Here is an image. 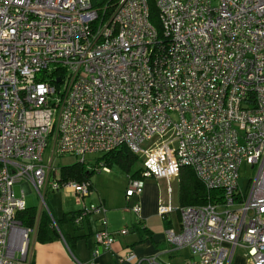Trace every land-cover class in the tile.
I'll return each instance as SVG.
<instances>
[{
	"label": "built area",
	"instance_id": "1",
	"mask_svg": "<svg viewBox=\"0 0 264 264\" xmlns=\"http://www.w3.org/2000/svg\"><path fill=\"white\" fill-rule=\"evenodd\" d=\"M122 147L141 169L127 201L146 178L167 185L157 214L179 215L180 229L165 231L171 252L187 248L186 264H230L236 251L264 264V0H0V264L27 263L26 188L42 203L48 189L91 196L88 182H60L54 158ZM184 167L213 194L206 205L174 209ZM131 211L140 219L139 203ZM105 215L101 200L83 203L72 223L99 217L94 239L111 251L128 231L109 233ZM116 264L165 263L127 251Z\"/></svg>",
	"mask_w": 264,
	"mask_h": 264
},
{
	"label": "crops",
	"instance_id": "2",
	"mask_svg": "<svg viewBox=\"0 0 264 264\" xmlns=\"http://www.w3.org/2000/svg\"><path fill=\"white\" fill-rule=\"evenodd\" d=\"M99 200L101 199L98 198L94 202ZM136 203L140 204V223L132 211H106L105 216L108 219L106 230L109 233H118L123 229L128 231L126 235L116 237L111 251L101 249L94 239V233L101 228L98 222L99 217H87L78 226H74L70 222L64 223L61 229L65 238L61 237L50 243H41L37 239V228L42 214H47V212L44 210L45 212L40 214L36 213L33 226L35 232L30 237L26 264H77V262L82 264L90 262L116 264L117 257L124 255L127 251L133 252L139 258L157 256L158 261L165 264H186L194 260L187 248L175 252L170 251L165 231L167 229L178 231L180 223L177 221V224H174L169 216L165 219L158 216L157 204L159 201L154 200L147 188L143 190L139 199L135 198ZM77 211H72V213ZM62 216L58 219H61ZM70 226L74 230H71ZM136 226L145 230L147 236L144 240H141L138 231L134 228ZM95 252L97 255L94 257ZM230 264H249V262L239 252L232 257Z\"/></svg>",
	"mask_w": 264,
	"mask_h": 264
},
{
	"label": "rangeland",
	"instance_id": "3",
	"mask_svg": "<svg viewBox=\"0 0 264 264\" xmlns=\"http://www.w3.org/2000/svg\"><path fill=\"white\" fill-rule=\"evenodd\" d=\"M93 6L102 7L106 6L109 0H90ZM101 154L88 155L85 157V166L89 171H92L91 183L93 184V191L89 198L84 199V201L78 200V198L67 192L65 189L60 188L58 191L52 192L50 189L44 192V203L37 196L35 190L32 187L26 188L25 192V203L28 209L34 210L36 213L40 214L45 210L44 204L50 212V215L53 219H58L63 214L68 212L77 211L82 207L83 203L94 202L98 198L103 201V206L106 211L110 212L113 210H129L135 204V198H130L129 201L126 200L125 190L128 183V174L121 169L113 166L108 172L104 171L102 167L104 162L102 161ZM49 151L46 150L43 154L44 164L47 163L49 159ZM75 162L74 158L71 157H58L53 160V167L59 169L61 166L71 165ZM133 171L137 170L140 167L138 161L137 165ZM253 176L252 170L247 167H243L240 171V177L238 184L240 189L245 192L248 180ZM52 180V178H51ZM144 189L146 188L150 191L151 195L154 197L155 201L166 202L167 201V185L163 180H155L153 178H146L143 180ZM172 188V204L174 209L180 207L179 204V193H178V180H174L171 183ZM14 193L17 197L21 196V186H14ZM43 193V190H42ZM158 205V204H157ZM45 212V211H44ZM129 213V212H128ZM141 213V211H140ZM169 219L177 224L179 223V215L177 211H174L169 215ZM107 219V218H106ZM108 225V219H107ZM71 230H74L72 226L69 227ZM236 255L239 254V251H236Z\"/></svg>",
	"mask_w": 264,
	"mask_h": 264
},
{
	"label": "trees",
	"instance_id": "4",
	"mask_svg": "<svg viewBox=\"0 0 264 264\" xmlns=\"http://www.w3.org/2000/svg\"><path fill=\"white\" fill-rule=\"evenodd\" d=\"M150 21L155 28L160 31L159 22L157 20V11L153 3L150 4ZM102 161L104 162L103 167L106 169L115 166L126 172L128 177L141 179V169L137 168V170L133 171L135 167H138L136 166L139 161L138 158L124 147L103 155ZM85 164V162L81 163L75 161L71 165L59 167L60 182H88L93 188V184L90 181L93 172L89 171ZM178 193L180 207L203 206L210 201V196L211 198L213 197V194H209L200 183L193 170L187 167L182 168L180 171L178 177ZM76 213L77 212L66 213L61 219H53L55 226L52 225V220L47 214H42L37 228L38 241L41 243H50L61 237L65 238L61 226L64 223H72L73 217ZM36 215L37 214L34 210L27 208L25 212L18 215V219L24 227L32 228L35 224ZM138 222L140 223L139 219ZM134 228L138 231L141 240H144L147 236L145 230L139 229L137 226Z\"/></svg>",
	"mask_w": 264,
	"mask_h": 264
}]
</instances>
